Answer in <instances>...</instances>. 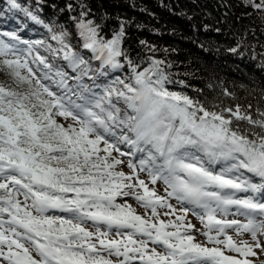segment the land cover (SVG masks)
Wrapping results in <instances>:
<instances>
[{
    "label": "snow or ice",
    "instance_id": "1",
    "mask_svg": "<svg viewBox=\"0 0 264 264\" xmlns=\"http://www.w3.org/2000/svg\"><path fill=\"white\" fill-rule=\"evenodd\" d=\"M7 2L58 46L0 32V72L11 81H0V264H253L264 239V109L210 110L169 90L172 65L132 59L124 22L109 36L87 5L73 20L88 58L67 31ZM242 3L264 19V0ZM125 68V79L83 82Z\"/></svg>",
    "mask_w": 264,
    "mask_h": 264
},
{
    "label": "trees",
    "instance_id": "2",
    "mask_svg": "<svg viewBox=\"0 0 264 264\" xmlns=\"http://www.w3.org/2000/svg\"><path fill=\"white\" fill-rule=\"evenodd\" d=\"M18 2L38 14L54 32L67 31L66 42L86 58L91 53L81 48L73 17L78 19L84 10L80 5H87L90 18L101 23L109 36L124 22L123 47L132 59L154 56L172 65L166 69L173 81L167 85L169 90L200 100L210 110L214 104L220 107L240 104L242 108L250 104L252 107L248 110L254 115L256 108L264 109V19L246 8L242 0ZM68 4L73 5L72 10L68 9ZM0 32H15L24 39L43 40L45 44L58 46L45 27L29 20L23 12L11 9L7 0H0ZM140 41H145L147 47ZM233 48L235 52L231 51ZM36 49L54 67L64 66L70 71L66 62L53 58L44 46ZM91 64L94 69L99 67V61H91ZM116 76L125 79L127 68L110 72L107 77L97 76L95 81L85 78L83 82L91 87L94 82L104 84ZM0 81L11 82L2 72ZM225 89L232 95H224Z\"/></svg>",
    "mask_w": 264,
    "mask_h": 264
},
{
    "label": "rangeland",
    "instance_id": "3",
    "mask_svg": "<svg viewBox=\"0 0 264 264\" xmlns=\"http://www.w3.org/2000/svg\"><path fill=\"white\" fill-rule=\"evenodd\" d=\"M4 39H7V38L5 37ZM21 39H22V40L34 41V40L31 39V38H30V39H29V38H25V39H24V38L21 37ZM19 47H20L21 49H24V48H26L27 46L24 45V44H20ZM36 51H37V49H36ZM33 67H35V66H33ZM70 82H71V81H70ZM70 82H69V83H70ZM46 83H51V82H50V81H46ZM53 90H54V91L56 90L54 86H53ZM72 99H73V100H77V98H76L75 96H73ZM77 102L79 103L78 100H77ZM58 120H59L60 122H62V123L64 122V121L62 120V118H58ZM121 148H122V150H125V151L128 150V149H127L125 146H123V145H121ZM125 159H127V158H125ZM124 171L127 172V171H129V170L125 167V168H124ZM141 178L147 179L146 175H144V174H141ZM150 187H151V185H150ZM156 188L158 189V191L160 192V194H163L164 185H163L162 182H158L157 185H156ZM241 195H243V194H241ZM171 202H172L174 205H177V207H179V205L177 204V202H176L175 200H172ZM129 203H131V204L133 205V207H135V208L137 209V212H138L139 214H141V215L143 214V209H141L138 205H136V203H135L134 200H131V199L129 198ZM58 214H59V213H58ZM229 218L231 219V218H233V217L230 216ZM235 218H238V219H241V220L244 219L243 217H235ZM189 219H191L192 223L195 224L198 228L201 227L199 221L196 220V218L193 217V216L191 215V213H189ZM229 235H232L234 240H237V241H240V240H247L250 244H254V242L251 240V236H250V234H248V233H245V234H243L242 236H237L234 232L229 231ZM197 239L200 240V241H203V240H204V237L198 235V236H197ZM261 243H262V248H255V249H254V250L256 251L257 255H256L255 257H248L249 260L253 261V264H264V239H262ZM228 254L236 255V254H234V253H228Z\"/></svg>",
    "mask_w": 264,
    "mask_h": 264
}]
</instances>
